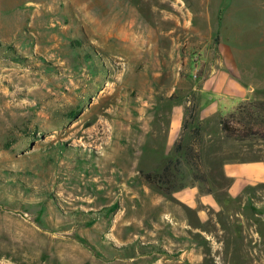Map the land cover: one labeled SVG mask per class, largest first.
<instances>
[{"label": "rangeland", "instance_id": "obj_1", "mask_svg": "<svg viewBox=\"0 0 264 264\" xmlns=\"http://www.w3.org/2000/svg\"><path fill=\"white\" fill-rule=\"evenodd\" d=\"M205 2L207 9L200 0H0V264H48L44 233L93 248L95 226L119 215L133 220L125 231H138L135 219L153 216L152 208L122 188L137 189L140 172L161 173L171 161L146 181L165 191L203 181L186 155L175 157L186 142L199 153L204 130L216 126V118L198 122L193 90L216 73L240 82L245 95L228 99L235 105L224 117L235 132L220 130L225 147L246 156L251 145L264 156V42L248 29L259 14L229 11L237 57L222 61L218 0ZM176 106L186 124L171 144ZM112 175H127L128 186H110ZM216 179L221 205L191 236L192 264H264V186L230 198ZM151 250L146 260L178 264L164 262L171 253L159 244Z\"/></svg>", "mask_w": 264, "mask_h": 264}, {"label": "crops", "instance_id": "obj_2", "mask_svg": "<svg viewBox=\"0 0 264 264\" xmlns=\"http://www.w3.org/2000/svg\"><path fill=\"white\" fill-rule=\"evenodd\" d=\"M200 6L202 9H207L208 5L205 0H200ZM217 9L220 11L217 21L220 41L217 49L222 61L231 55L234 58L237 57L234 51L237 46L233 44L232 48L229 47V43H234V40L230 38V31H226L229 23V11L232 9L237 12L248 9L259 14V17L254 20L255 25L248 29L249 34H256L258 42L260 41L261 44L264 42V14H261L264 13V0H218ZM240 15L242 17L243 13L240 12ZM221 73H213L214 76H211V79L214 81L207 78L195 84L193 88L198 96L196 100L198 122L204 126L211 119L216 118L217 122L213 131L209 132L206 130L207 128L204 130L202 147L199 150L202 168L207 184L211 187L210 190H207L205 182L199 179L189 181L183 187L174 188L168 192L152 186L144 179L138 182L137 189L122 188L123 194L130 195L134 201L138 202V205L141 204L144 207L146 200L152 208L153 216L150 217L147 214L137 217L135 222L139 228L138 231H133L130 227L125 231L122 227L125 224L130 226L133 220L121 221V215L116 216L109 227H102V229L100 226H95L94 237H90L94 247L89 246V249L82 247L80 242L75 239L55 237L52 234L44 233L50 243L45 251L48 264H155L154 260H146L156 253L151 250L155 244H159L171 253L168 258L164 259V262L192 264L193 260L198 257L194 255L191 236L197 230L201 232V225L206 224L210 220L211 212L219 210L221 205L220 199L212 187L216 184L220 185L216 178L221 177L225 180L226 194L230 198L240 197L248 189L257 190L264 186V156L260 154L261 150L254 154L253 146L246 145L243 150L248 154L242 156L241 153L233 152V149H228L224 145L226 139L220 131V118L225 116L226 110L235 105L228 99L239 97L242 100L245 95L244 87L240 82ZM219 95L222 97L219 98ZM204 99L207 101L204 102ZM182 125V109L176 106L169 120L167 131L169 143L172 144L178 140L183 132ZM232 143L238 146V143L233 141ZM187 144L188 142L183 145V153L178 151L176 154L177 151L175 152V160L181 159V154L184 158ZM209 157L212 159V168L206 166ZM126 176L120 180V177L112 175L108 183L111 186L120 180L118 183L126 187L128 186V177ZM133 205H131L132 208H134ZM123 209L124 205L122 204L120 211ZM193 217L197 224L193 222ZM102 234L106 235V245L100 244L97 240L98 236ZM178 243L183 244L178 246Z\"/></svg>", "mask_w": 264, "mask_h": 264}, {"label": "trees", "instance_id": "obj_3", "mask_svg": "<svg viewBox=\"0 0 264 264\" xmlns=\"http://www.w3.org/2000/svg\"><path fill=\"white\" fill-rule=\"evenodd\" d=\"M232 114L233 113H230V116ZM219 122H220L221 129L228 136H234V132L235 131H234L233 127L230 125V121H229L228 117L221 116ZM185 124H186V119L184 118L183 125H182L183 128H185ZM197 130H198L197 128L194 129V132H197ZM175 148H176V150H179V148H180L179 147V143H176ZM185 155H186L188 160L193 162L195 170L199 172V173L195 174L196 178H201L203 181L206 182L205 175L203 173V170H202L201 164H200V156H199V153H198V149H196V147H194L193 145H189V146L186 147ZM170 164H171V161H169L163 167V170H162L161 173H152V172H140V173H141V175L143 176V178L145 180H147L148 182L154 183L155 179L157 181V179H159L163 174L168 172ZM168 191L169 190L166 189V192H168Z\"/></svg>", "mask_w": 264, "mask_h": 264}, {"label": "bare ground", "instance_id": "obj_4", "mask_svg": "<svg viewBox=\"0 0 264 264\" xmlns=\"http://www.w3.org/2000/svg\"><path fill=\"white\" fill-rule=\"evenodd\" d=\"M107 89H109V87H106V89H105V91L104 92H106L107 91ZM104 90V89H103ZM104 95V94H103ZM107 95H109V93H107L106 95H104V96H107ZM140 95V94H139ZM142 97V96H141ZM130 119V118H129ZM100 124H101V126H103V127H106V123L105 122H99ZM99 124V125H100ZM98 126V125H97ZM111 128V127H110ZM103 129V128H102ZM113 129V128H112ZM109 131V130H108ZM111 132V131H110ZM113 132V131H112ZM107 133V132H106ZM105 137V136H104Z\"/></svg>", "mask_w": 264, "mask_h": 264}]
</instances>
